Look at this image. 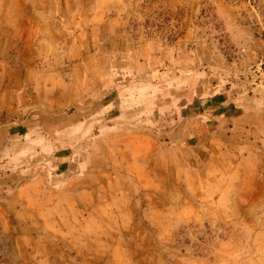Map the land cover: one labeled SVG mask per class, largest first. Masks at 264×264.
<instances>
[{
	"label": "rangeland",
	"instance_id": "rangeland-1",
	"mask_svg": "<svg viewBox=\"0 0 264 264\" xmlns=\"http://www.w3.org/2000/svg\"><path fill=\"white\" fill-rule=\"evenodd\" d=\"M0 264H264V0H0Z\"/></svg>",
	"mask_w": 264,
	"mask_h": 264
}]
</instances>
